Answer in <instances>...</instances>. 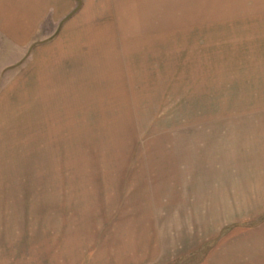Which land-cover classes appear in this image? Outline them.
<instances>
[{"label":"rangeland","instance_id":"obj_1","mask_svg":"<svg viewBox=\"0 0 264 264\" xmlns=\"http://www.w3.org/2000/svg\"><path fill=\"white\" fill-rule=\"evenodd\" d=\"M134 3L133 22L73 23L71 4L22 39L0 26V198L32 210L25 252L43 232L55 264H205L236 228L221 232L264 125V0Z\"/></svg>","mask_w":264,"mask_h":264},{"label":"crops","instance_id":"obj_2","mask_svg":"<svg viewBox=\"0 0 264 264\" xmlns=\"http://www.w3.org/2000/svg\"><path fill=\"white\" fill-rule=\"evenodd\" d=\"M135 1L142 8L143 14L144 9L151 5V0H0V26L8 36L14 39H22L36 28L34 24L43 21L40 15L44 12L54 18V13L59 12V10L66 11L71 4L78 6V15H80L73 23L82 20L85 26L89 23L90 9L93 8L99 9L98 11L107 9V13L110 10V13L116 17L115 21H117L118 15H130L133 22L135 15H137ZM2 7L9 8V11H3ZM19 7H21L20 10ZM70 15L71 12L66 18ZM21 23L24 24L23 27L20 25ZM69 27L67 26L65 29ZM261 127V135L255 136L254 147L249 150L248 161L243 162L242 160L239 165L237 197L239 210L235 213L237 217L221 223V232L228 227L236 228L228 234L229 237L225 236L227 239L224 238L219 242L218 249L216 252L213 251L212 256L215 258L208 256L205 264H212L213 262H221V264H264V125ZM175 191L176 198L183 196L178 188H175ZM5 197L7 196L0 198L3 206H0V264H55L53 251L52 249L49 250L48 240L43 238V232L41 234V254H39V249L34 253L33 251L25 252L26 249L33 246V238L37 241L39 236L40 239L38 219L29 217L32 210H20L21 207L17 210H5V208L10 207V205L4 206ZM28 200L27 196L21 199L26 205ZM207 210L209 209L207 208ZM142 226L144 228L140 230L142 234L139 236L143 237L140 246L144 249L150 247L148 240L150 235L145 231L152 227H145L144 223ZM30 227L34 229L33 232ZM208 229L210 230V228ZM37 243L39 244V242ZM24 252L28 254L25 257L23 256ZM146 256L141 258L142 261L138 260L136 263L144 264ZM148 256L150 258V255ZM161 257H155V261L161 262L162 259L166 262V257L163 255ZM149 258L146 260L147 263L151 262ZM90 261L88 263L92 264L98 260L96 258V260L91 259Z\"/></svg>","mask_w":264,"mask_h":264}]
</instances>
